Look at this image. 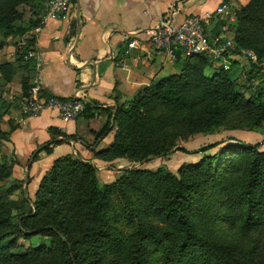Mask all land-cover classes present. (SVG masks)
<instances>
[{
	"label": "trees",
	"instance_id": "16d2710c",
	"mask_svg": "<svg viewBox=\"0 0 264 264\" xmlns=\"http://www.w3.org/2000/svg\"><path fill=\"white\" fill-rule=\"evenodd\" d=\"M49 1L0 0V49L16 37L26 40L22 51L17 47L16 62L0 64V77L7 83L18 68L26 73L20 106L36 73L35 61L25 57L36 51L34 31L42 25ZM222 26L219 22L216 29ZM234 41L238 49L248 47L264 62V0H249L237 13ZM208 62L201 55L179 58V73L154 81L128 103L119 104L114 119L111 116L97 133L99 139L115 129L114 140L95 157L147 164L176 152L188 153L178 140L213 132L229 107L251 110L264 120V89L258 87L256 96L247 99L232 80L233 70L222 67L209 77ZM249 74L264 80L258 65L252 64ZM91 109L86 104L83 114ZM1 110L0 150L14 130L3 131L6 111ZM52 133L28 166L42 152L51 154L55 145L78 139L58 130ZM259 148L260 144H228L219 156L185 165L178 175L135 167L107 185L100 184L94 163L69 154L53 163L33 200L28 192L31 177L15 178L18 161L1 155L0 264H26L44 256L52 257L54 264H92L98 260L90 259L94 255L107 264H264L252 250L225 242L213 231L219 219L241 223L250 231L264 230V151ZM17 192L21 198L13 200ZM37 236L49 244L20 250V241ZM82 246L88 247L86 252Z\"/></svg>",
	"mask_w": 264,
	"mask_h": 264
},
{
	"label": "crops",
	"instance_id": "0c3cea01",
	"mask_svg": "<svg viewBox=\"0 0 264 264\" xmlns=\"http://www.w3.org/2000/svg\"><path fill=\"white\" fill-rule=\"evenodd\" d=\"M223 2L231 6L233 21L217 20L208 29L219 35L222 28L216 29L219 22L229 23L230 31L224 35L228 36L237 28V13L249 0H72L67 17L49 18L42 23L34 35L35 50L42 60L39 70L44 94L62 100H81L92 109L68 123L58 111L49 109L23 125L20 100L24 70L18 68L22 76L16 72L9 83L2 80L3 86L11 90L3 93L6 114L1 126L6 132L14 127L7 145L16 155L15 172L19 179L21 169H25L24 177H31L28 192L32 200L53 163L69 154H79L94 163L99 178L103 174L100 180L113 181L124 173L113 172L112 168L126 169L129 163L126 159L107 162L95 157L97 151L112 144L115 129L99 139L97 133L111 116L114 119L119 104L128 103L154 81L179 73L177 63L153 49L150 42L153 27L172 6L178 12L175 22L180 24L187 16L213 13ZM133 41L136 46L130 48ZM8 45L11 50V42ZM2 58L4 55L0 56V64ZM53 130L78 139L55 145L51 154L42 152L28 166L32 155L53 138Z\"/></svg>",
	"mask_w": 264,
	"mask_h": 264
},
{
	"label": "rangeland",
	"instance_id": "374dc122",
	"mask_svg": "<svg viewBox=\"0 0 264 264\" xmlns=\"http://www.w3.org/2000/svg\"><path fill=\"white\" fill-rule=\"evenodd\" d=\"M221 34V33H220ZM216 35V38L219 41H222L225 37L222 35ZM228 37L235 39V31L233 34H229ZM2 35L0 34V41H2ZM15 43L11 42L10 45L3 47V51H0V56L4 55L1 62L7 63L9 61L16 62L19 58L20 53H18L17 47L22 48L21 51L26 47L25 38L16 37L14 39ZM9 49V50H8ZM1 50V49H0ZM7 51V52H6ZM11 51V52H8ZM242 51H252L248 47L237 48V51L232 52L226 56V59L222 61L221 65H217L211 62H208L209 66L206 68L205 73L207 76L212 77L215 73L219 72L223 67L226 70H233L234 74L232 80L241 88L242 93L247 99H251L256 96L258 87L264 89V80L257 77L251 78L249 71L251 70L252 63L251 61L242 53ZM254 52V51H253ZM18 76H22L21 72L18 71ZM26 74V73H25ZM3 79L0 77V110L5 109L4 106V91L8 92L10 88L3 86ZM21 107V106H20ZM230 111L224 116L221 120V124L216 127L213 132H199L194 135L188 136V138H180L178 143L184 147L188 153L176 152L169 157H162L152 160L147 164H140L130 162L125 166L126 169L115 170L112 168L113 172H125L127 169L132 168H141L146 170L157 171L159 169H167L175 174H179V170L185 165H196L204 157L219 156L222 152V147L230 144L245 143L250 145L260 144V151H264V120L250 113L251 110L236 111L233 108L229 107ZM2 111V110H1ZM209 129H207L208 131ZM216 144L217 146L206 150L204 152H199L200 149L208 147L210 145ZM1 155L6 156L10 162L13 160L17 161L16 155L12 152L11 148L8 147L7 142L3 143L0 150ZM18 164V163H17ZM15 164V166L17 165ZM116 168V167H115ZM21 179L24 178L25 169H21ZM124 173H121L119 177L114 178V180H100L102 178V173L99 178V171H97L98 179L101 185H107L115 182L119 179ZM14 177L19 179L18 175L15 172L14 167ZM104 181V182H103ZM13 200H19L21 198V193L17 192L11 196ZM16 214V212H14ZM217 237H220L223 241L228 242L233 245H237L245 250H252L256 257L260 261L264 257V230L261 231H250L244 228L241 223H230L219 219L215 222L214 230ZM49 244V240L42 238L41 236L34 237L31 241H20V250H26L30 247H35L41 244ZM82 250L87 251V246H82ZM90 259H98L92 264H107V260L104 258H97L93 256ZM26 264H54V260L50 256H44L38 260L28 262Z\"/></svg>",
	"mask_w": 264,
	"mask_h": 264
},
{
	"label": "built area",
	"instance_id": "2783aa9c",
	"mask_svg": "<svg viewBox=\"0 0 264 264\" xmlns=\"http://www.w3.org/2000/svg\"><path fill=\"white\" fill-rule=\"evenodd\" d=\"M71 7L72 0H50L46 5L43 22L49 18L63 19L67 17ZM177 13L176 6H172L153 27L150 39L153 49L158 54L165 55L172 63H176L179 58L187 59L201 55L206 57L209 62L221 65L228 54L237 51L234 39L224 36L230 31L229 23L221 28V34L225 37L222 41H219L208 29L217 20L233 21L234 14L228 3H221L213 13H207L204 16H187L180 24L175 22ZM39 28L34 32L39 31ZM135 46L136 41L129 44L130 48ZM242 53L252 64L258 65L264 71V62H259L255 52L242 51ZM25 59L35 61L36 73L29 96L20 107L22 113L20 122L26 125L29 119L38 117L43 111L49 109L58 111L64 122L78 120L84 112L86 103L81 100H62L52 95L46 97L42 86V73L39 70L42 63L40 55L36 51H31Z\"/></svg>",
	"mask_w": 264,
	"mask_h": 264
},
{
	"label": "water",
	"instance_id": "95a60500",
	"mask_svg": "<svg viewBox=\"0 0 264 264\" xmlns=\"http://www.w3.org/2000/svg\"><path fill=\"white\" fill-rule=\"evenodd\" d=\"M38 151H39V149H38ZM38 151H36V153H37ZM36 153H35V154H36Z\"/></svg>",
	"mask_w": 264,
	"mask_h": 264
}]
</instances>
